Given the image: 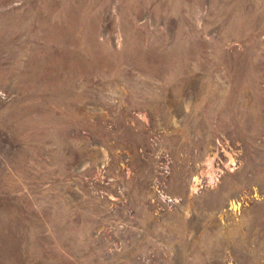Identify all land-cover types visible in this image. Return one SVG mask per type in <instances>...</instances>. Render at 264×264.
<instances>
[{
	"label": "rangeland",
	"instance_id": "obj_1",
	"mask_svg": "<svg viewBox=\"0 0 264 264\" xmlns=\"http://www.w3.org/2000/svg\"><path fill=\"white\" fill-rule=\"evenodd\" d=\"M0 264H264V0H0Z\"/></svg>",
	"mask_w": 264,
	"mask_h": 264
}]
</instances>
